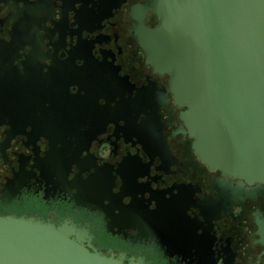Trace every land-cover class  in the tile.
I'll list each match as a JSON object with an SVG mask.
<instances>
[{
    "label": "flooded vegetation",
    "instance_id": "obj_1",
    "mask_svg": "<svg viewBox=\"0 0 264 264\" xmlns=\"http://www.w3.org/2000/svg\"><path fill=\"white\" fill-rule=\"evenodd\" d=\"M156 1L0 0V215L127 264H264V181L196 153Z\"/></svg>",
    "mask_w": 264,
    "mask_h": 264
},
{
    "label": "water",
    "instance_id": "obj_2",
    "mask_svg": "<svg viewBox=\"0 0 264 264\" xmlns=\"http://www.w3.org/2000/svg\"><path fill=\"white\" fill-rule=\"evenodd\" d=\"M141 37L211 167L264 181V0H158ZM0 264H127L32 217L0 215Z\"/></svg>",
    "mask_w": 264,
    "mask_h": 264
}]
</instances>
